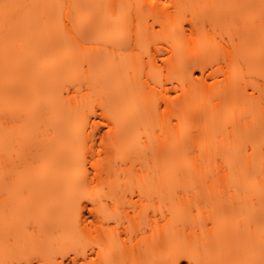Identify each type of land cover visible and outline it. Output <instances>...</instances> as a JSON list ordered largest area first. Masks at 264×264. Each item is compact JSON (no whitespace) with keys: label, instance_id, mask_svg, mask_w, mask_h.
I'll use <instances>...</instances> for the list:
<instances>
[{"label":"bare ground","instance_id":"6f19581e","mask_svg":"<svg viewBox=\"0 0 264 264\" xmlns=\"http://www.w3.org/2000/svg\"><path fill=\"white\" fill-rule=\"evenodd\" d=\"M142 1L146 3L147 0ZM161 1L156 0L155 3ZM186 2L171 0V5H175L174 8L179 11ZM5 3L23 6L15 10L22 22L7 32L3 26L2 5ZM105 3V9L96 11L97 23L93 26L99 35L97 40L100 41V47L97 51L84 53L67 46L73 43L81 45L78 38L91 32L87 21L75 26L77 9H71L72 19L68 20L66 29L65 26L60 30L50 29L41 25L36 17L40 6L44 11L51 10L46 0H0V177L3 175V163L9 159L11 151H19L16 146L20 132L24 133L26 128L42 127L43 132L44 129H51V137L41 134L42 139L34 150L32 145L24 146V150L30 155L31 161L36 162L41 157L47 159L40 172L52 170L58 173L54 186L50 181L47 187L53 194L61 195L59 203L72 207L71 193L75 187L72 166L74 143H77L78 129L83 130V122L91 118L85 117L87 113L80 102L72 101L70 104L71 100L65 96V92L69 94L70 87L76 90L88 87L106 94L117 93L121 104L110 106L100 115L104 118L109 116L113 122L111 144L118 151V159L123 162L133 160L135 153L131 151L132 147L143 151L147 147L146 141H141V144L136 141L131 145V138H137L135 134L147 122L155 117L159 119L160 130L153 143L158 157L141 177L137 194L139 197H151L155 202V216L148 218L145 226L151 230L157 229L161 238L157 248L164 250L180 233L186 232V236L190 237L200 232L202 237L198 242L172 249L171 258L177 252H182L200 261L259 260L264 243L261 239L264 233V120L251 127L247 126L248 122H241L240 127H236V136L231 130L229 137L216 141L204 137L198 142L196 138L201 130L194 128L203 117L193 109H187L182 118L191 128L178 133L181 117L177 115V110L179 107H188L194 90H199L203 84L204 79L201 82L196 80V73L200 72L202 76L206 74L208 59L203 57L201 51L165 47L150 49L149 61H144L138 53L140 34L134 21L106 17L111 9L128 7V0H107ZM168 10H163L165 15L157 12L159 15L155 16L162 26L166 21L173 22L176 19L172 12L167 13ZM129 27L130 34H124ZM173 35L196 45L202 36L200 20L190 21L189 34L186 28L179 26L174 29ZM261 40L264 47V35ZM239 55V45L236 43L231 54L224 50L223 58L234 62L240 58ZM176 60L179 63L171 75L178 79L176 82L179 84L175 85L174 79L168 76L166 82L172 85L168 87L164 82L162 93L176 92L181 86H186L188 91L183 103L177 99L170 101V96L165 100L159 91L167 106L166 112L154 110L158 107L152 108L147 102L144 107H138L140 92L136 76L140 66L150 65L156 69L159 68V62L169 65ZM237 95L238 88L234 85L229 90V96L221 98V102L213 107L211 122L220 126L224 113L229 112L226 117L229 119L227 128L238 123L241 110H233ZM171 112L174 115L166 118ZM93 116L98 114L93 112ZM258 117L260 115L257 112L252 114L253 120ZM18 122H21L19 126L15 124ZM86 126L92 131V124ZM96 131L99 133V128ZM193 150L196 155H191ZM189 161L199 163L192 169ZM100 170L103 172L108 168L102 165ZM66 182L69 183L67 190L63 188ZM113 190L112 199L121 204L126 199V191ZM104 197V203L107 204L108 196ZM128 202L129 207L135 210L136 203L131 199ZM5 204H9L8 198L0 200V207ZM44 205L52 206L54 203L36 201L34 208L39 211ZM6 216L1 209L0 246L9 235ZM78 220L80 224H85L87 217ZM36 221L44 230L52 224L43 216H38ZM54 222L57 224L59 219ZM126 229L129 230V227ZM91 253L92 250L88 252L89 257ZM71 258L63 255L60 261H70ZM102 259L111 260L110 257Z\"/></svg>","mask_w":264,"mask_h":264},{"label":"rangeland","instance_id":"374dc122","mask_svg":"<svg viewBox=\"0 0 264 264\" xmlns=\"http://www.w3.org/2000/svg\"><path fill=\"white\" fill-rule=\"evenodd\" d=\"M46 1L51 10L44 11L40 6L36 12V17L41 25L45 28L59 30L60 28L64 29L65 26L66 29V26H69L67 17L69 9L67 7L61 9L58 6L74 5L73 9L78 10L75 26L87 21L91 32L87 36L83 35L78 38L81 45L73 43L67 46L72 49L77 48L84 53L98 50L100 47V41L97 40L99 35L93 26L97 23L96 11H99L100 8L105 9L107 0ZM151 1L147 0L145 3L142 0H128V7L125 9L115 8L116 10L111 9L106 13L107 18L114 16L130 20L132 23L134 21L133 24L137 26L140 34V44L137 46L141 59L149 61L150 49L168 47L169 49H187L190 52L201 51L203 57L208 59V69L212 64L216 65L213 70L215 84L211 83L212 77L208 75V71L204 76L200 72L196 73V80L201 82L204 79V81L199 90H194L189 106L178 108L177 115L181 117L178 133H183L184 130L191 128L189 123L182 118L183 112L187 109H193L196 114H201L203 117L199 125L194 128L201 130L196 138L198 142L202 141L204 137L213 141L229 137L231 130L235 132L234 136H236L238 131L236 127L237 125L240 127L241 122H248L247 126L251 127L254 123L264 120V96H262V92H264V47L261 40L264 35V25L260 20L264 9L261 7V0H187L179 11L177 8L167 11V13L172 12L176 19L173 22L166 21L164 26L158 23L155 16L159 15L157 12L165 15L164 4L171 5V0L155 3V7ZM233 17H242L247 21L241 25L239 31L230 27ZM62 18L65 21L64 24L61 23ZM195 19L200 20L202 29V36L196 45L191 44L188 39H181L179 36L173 35L174 29L179 26L186 28L189 34L190 21ZM128 32L126 29L124 34ZM233 39H235V44L239 45L240 58L230 62L223 58V53L224 50L234 49ZM178 63L179 60L169 65L159 62V68L156 69H152L150 65L140 66L136 76L140 92L137 101L138 107H144L146 102L152 108L158 107L161 102L165 103L162 99L163 93L157 85L166 82L168 76L174 79L175 85L179 84L176 82L178 79L171 75ZM161 66L164 67L163 74L160 72ZM166 85L169 87L172 84L166 82ZM234 85L238 88V95L234 101L233 110H241L240 120L238 119V123L234 122L236 124L228 129L229 119L226 117L229 112L224 113L225 117H223L220 127L211 122L212 109L221 102V98L229 96V90ZM187 91L186 86H181L179 92L176 90V92L169 93V100L172 101L174 98L179 103H183ZM70 92L71 96L65 92V96L71 100L70 104L73 103L72 101L80 102V105L86 110L85 117L88 116L91 120L103 121L105 118L100 114L104 110L110 106L121 104L117 93L106 94L96 88L80 87L76 90L70 87ZM159 111L164 110L159 109ZM93 112H96L98 116H93ZM254 112L260 115L256 120L252 119ZM173 115L174 113L171 112L166 118ZM154 119L138 130L135 134L137 138H131L133 139L131 145H134L136 141L139 144L141 141H146L147 144L143 151L132 147L131 151L135 153L133 160L123 162L122 159L117 158L118 151L112 144L107 148L102 165L106 166L108 170L103 171L104 177L103 179L99 177L98 182L106 187L104 195L108 196L107 202L111 203V207L105 216L85 224L79 223L78 218L73 215L71 206L59 203L60 194H53L47 187L46 184L50 181L53 187L54 181L58 177V173L52 170L40 172L47 159L41 157L36 162L31 161L30 155L28 156L24 150V146L31 145L34 150L42 139L40 135L46 134L47 137H51L52 130L44 129L43 132L40 127L38 129L26 128L24 133L20 132L16 146L19 151H11L9 159L3 163V175L0 177V200L9 199V204L0 207V210L3 209L7 214L6 221L9 222L8 239L0 246V264L6 261L25 259L24 253L26 251L31 253L33 248L52 259L58 257L60 261L63 255L73 257L77 250L80 254L85 249L90 252L97 244L104 248V252L99 257L101 261L102 258L110 257L118 264L121 262L122 264H165L172 256V249L194 245L198 242L202 237L200 232L192 234L190 237L186 236V232V234L180 233L174 238L171 245H167L162 250L157 248L161 239L157 229L151 230L145 226L147 219L155 216L154 206L156 205L151 197H139L137 194L141 177L146 171H149V166L154 164L158 157L153 143L160 130L159 119ZM174 121L176 122V120ZM15 124L19 126L21 122ZM82 127L84 128V126ZM86 128L87 132H92L89 126ZM100 135L106 134L100 133ZM96 147H99L98 143ZM63 188L67 190L69 183H64ZM113 189L126 191V199L121 204L115 203V200L112 199ZM130 199L137 205L135 210L129 207L128 200ZM41 200L48 203L53 201L55 206L44 205L39 208V211H36L34 203ZM91 215L89 213V216ZM38 216L39 218L43 216L52 223L47 230L38 226L36 221ZM55 219H59L57 224L54 222ZM126 227H129V230ZM9 240L13 243L9 244Z\"/></svg>","mask_w":264,"mask_h":264},{"label":"snow or ice","instance_id":"6c2138e0","mask_svg":"<svg viewBox=\"0 0 264 264\" xmlns=\"http://www.w3.org/2000/svg\"><path fill=\"white\" fill-rule=\"evenodd\" d=\"M153 7H155V0H152ZM23 7L16 4L5 3L2 5L3 8V26L6 32L10 29L18 27L20 25L21 18L18 16L16 9ZM61 9L67 7L69 9L68 20L72 19L71 9L75 7L74 5H59ZM175 5H170L165 3V9H172ZM211 7V6H210ZM261 7L264 9V0H261ZM261 24L264 25V13L261 15ZM247 21L242 17H233L230 22V27L235 28L237 31L241 28V25ZM61 23L64 24L65 21L61 19ZM128 31L131 29L129 27ZM235 44V39L232 41ZM234 51L233 48L228 49L229 54ZM168 59L167 56L164 57ZM216 68L215 64L207 70L208 75L212 77L211 83L215 84L216 79L213 75V70ZM164 67H160V72L163 74ZM207 83V81H205ZM161 92H163L164 84L160 83L157 85ZM179 92V90H177ZM169 94H164L165 100L168 98ZM71 96V92H69ZM264 96V92H262ZM174 99V98H173ZM159 109L167 111V106L165 103L161 102L158 104ZM84 123L83 130L78 129L77 132V143H74L73 148V159L72 166L75 175V187L71 193V205L73 210V215L77 218L87 217L86 223H92L94 219L98 217H103L108 213V209L111 207V203H104V192H106V187L102 186L97 177L103 179L104 173L101 172V166L105 160V153L107 148L111 145L112 134H113V122L109 116H105L103 121L100 120H89ZM92 124V132H87L86 124ZM171 123V122H169ZM102 125V126H101ZM97 128H99V133H97ZM104 133L106 135H100ZM97 143L99 147H96ZM91 145V148H89ZM254 150V148H253ZM91 153V154H89ZM191 155H196L195 150ZM199 161H189V167L192 169L196 168ZM208 179H213V177H208ZM99 197V199L97 198ZM195 211V209H193ZM89 213L92 215L89 216ZM99 222V221H98ZM209 225H205L208 227ZM135 239V237H132ZM262 241H264V233L261 236ZM13 242L9 240V244ZM99 249V251H97ZM104 252V248L97 244L93 247L91 257L89 258L88 250L85 249L82 256L77 250V253L73 255L70 261H59V258L52 259L38 249L33 248L31 253L25 252V259L19 261L12 260L3 262V264H118L116 261L105 259L101 261L99 259L100 254ZM122 264V262H121ZM165 264H264V243L261 246V257L259 260L249 259L241 261L232 260H210V261H200L195 260L192 256L187 255L182 252H177L170 260L166 261Z\"/></svg>","mask_w":264,"mask_h":264}]
</instances>
